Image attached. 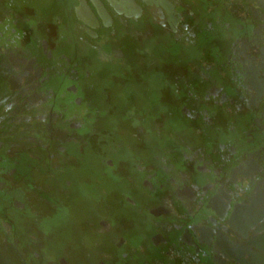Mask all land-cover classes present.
I'll use <instances>...</instances> for the list:
<instances>
[{
  "label": "flooded vegetation",
  "instance_id": "obj_1",
  "mask_svg": "<svg viewBox=\"0 0 264 264\" xmlns=\"http://www.w3.org/2000/svg\"><path fill=\"white\" fill-rule=\"evenodd\" d=\"M0 264H264V0H0Z\"/></svg>",
  "mask_w": 264,
  "mask_h": 264
}]
</instances>
